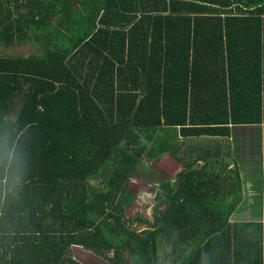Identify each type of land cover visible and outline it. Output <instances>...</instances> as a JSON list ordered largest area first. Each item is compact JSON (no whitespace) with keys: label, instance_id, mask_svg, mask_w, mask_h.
Segmentation results:
<instances>
[{"label":"trees","instance_id":"16d2710c","mask_svg":"<svg viewBox=\"0 0 264 264\" xmlns=\"http://www.w3.org/2000/svg\"><path fill=\"white\" fill-rule=\"evenodd\" d=\"M263 125L264 0H0V264H264L222 190L239 169L180 153ZM168 155L134 211L130 178Z\"/></svg>","mask_w":264,"mask_h":264},{"label":"crops","instance_id":"0c3cea01","mask_svg":"<svg viewBox=\"0 0 264 264\" xmlns=\"http://www.w3.org/2000/svg\"><path fill=\"white\" fill-rule=\"evenodd\" d=\"M203 139L187 140L180 148V153H186L189 158L198 155L199 151H201L200 157L206 155L210 163H207L206 157H203L204 159H199L196 164L197 169L206 167L207 171L220 172V169H223L221 163L224 161L228 163V166H224L225 170L230 172L231 169H239L241 175L239 186L222 188L227 192L228 197L240 194L242 198L232 220L235 222L258 221L263 224L264 229V125L232 127L230 138H222L218 144L213 145V148L219 147V152L213 155L210 153L211 148H206L209 147L206 144L207 140ZM219 157L221 159L217 165ZM178 165L181 167L179 163ZM231 182L236 185V179H231ZM217 185H224V180Z\"/></svg>","mask_w":264,"mask_h":264},{"label":"rangeland","instance_id":"374dc122","mask_svg":"<svg viewBox=\"0 0 264 264\" xmlns=\"http://www.w3.org/2000/svg\"><path fill=\"white\" fill-rule=\"evenodd\" d=\"M15 52L28 56L29 54L40 53V49L32 46H25L15 49ZM148 169L143 172L136 170L137 174H133L129 180L128 189L134 195L132 209L140 213L152 214L155 206V193L158 189L159 180H169L171 174H174L179 167L178 163L171 156H163L160 162H145ZM101 177L93 180L94 184H100ZM129 212H131L129 210ZM133 213V212H132ZM85 264H110L103 258L94 256H86L82 258Z\"/></svg>","mask_w":264,"mask_h":264}]
</instances>
